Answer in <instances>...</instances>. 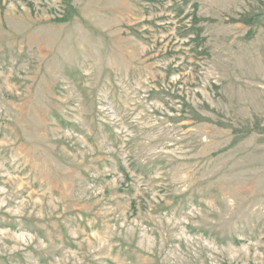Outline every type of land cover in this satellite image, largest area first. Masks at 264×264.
<instances>
[{
    "label": "rangeland",
    "instance_id": "rangeland-1",
    "mask_svg": "<svg viewBox=\"0 0 264 264\" xmlns=\"http://www.w3.org/2000/svg\"><path fill=\"white\" fill-rule=\"evenodd\" d=\"M0 264H264V0H0Z\"/></svg>",
    "mask_w": 264,
    "mask_h": 264
}]
</instances>
